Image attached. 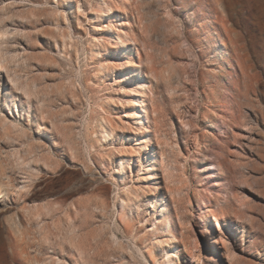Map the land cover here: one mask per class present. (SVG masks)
Instances as JSON below:
<instances>
[{
  "label": "rangeland",
  "instance_id": "obj_1",
  "mask_svg": "<svg viewBox=\"0 0 264 264\" xmlns=\"http://www.w3.org/2000/svg\"><path fill=\"white\" fill-rule=\"evenodd\" d=\"M0 264H264V0H0Z\"/></svg>",
  "mask_w": 264,
  "mask_h": 264
},
{
  "label": "bare ground",
  "instance_id": "obj_2",
  "mask_svg": "<svg viewBox=\"0 0 264 264\" xmlns=\"http://www.w3.org/2000/svg\"><path fill=\"white\" fill-rule=\"evenodd\" d=\"M104 8L108 9V5L106 3L104 4ZM114 32H115L114 27L112 25L108 26V34L111 38L114 36ZM134 95H135V97L132 98L129 102L131 109L129 111V114H126V116L130 117V118H137V117L139 118V121L136 122L135 127H134V134L142 137V142H146L147 139H146V136L144 135V127L147 124V120H146L145 116L141 113V111L138 110V99L142 95H144V90H143L142 85L136 84V90L134 91ZM2 124L5 127L6 126H8V127L12 126L15 129V131L19 130L18 124L13 122L12 120H7V119L2 120ZM150 169H154V171H155L154 176H152V179H154L155 181H158L159 176H158V172H157L155 165ZM194 246L196 247V250L198 251V246L197 245H194ZM213 252H214V257L219 256V253L217 252L216 248H213Z\"/></svg>",
  "mask_w": 264,
  "mask_h": 264
}]
</instances>
